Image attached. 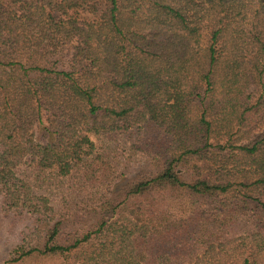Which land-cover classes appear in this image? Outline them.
<instances>
[{"label":"trees","instance_id":"1","mask_svg":"<svg viewBox=\"0 0 264 264\" xmlns=\"http://www.w3.org/2000/svg\"><path fill=\"white\" fill-rule=\"evenodd\" d=\"M0 200L20 261L264 264V0H0Z\"/></svg>","mask_w":264,"mask_h":264},{"label":"rangeland","instance_id":"2","mask_svg":"<svg viewBox=\"0 0 264 264\" xmlns=\"http://www.w3.org/2000/svg\"><path fill=\"white\" fill-rule=\"evenodd\" d=\"M134 142L137 144L136 146L141 147L145 143L149 144L151 142V137L145 135L143 132L140 134L134 133L132 135L131 144ZM116 143H118V140L114 142V140L110 141L109 139L102 138L100 146L103 148L113 147ZM137 154L141 155V152H137ZM120 167L135 168L132 162H123ZM197 223L199 229L203 222L198 221ZM31 231V221L28 215L5 210L0 200V264H58V262H60L59 259L38 260L32 257H26L20 261L19 257L21 253L27 251L32 245L30 239ZM170 245L175 248L172 252V260L175 261L174 263L176 264L193 261L203 250L200 245L194 244L183 251L182 247L184 244L178 240H174ZM149 260L150 262L148 261V264H155L154 259ZM151 261H153V263Z\"/></svg>","mask_w":264,"mask_h":264}]
</instances>
